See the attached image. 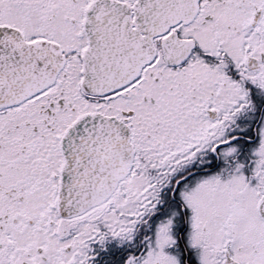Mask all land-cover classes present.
Returning <instances> with one entry per match:
<instances>
[{
    "label": "snow or ice",
    "instance_id": "1",
    "mask_svg": "<svg viewBox=\"0 0 264 264\" xmlns=\"http://www.w3.org/2000/svg\"><path fill=\"white\" fill-rule=\"evenodd\" d=\"M0 264H264V0H0Z\"/></svg>",
    "mask_w": 264,
    "mask_h": 264
}]
</instances>
